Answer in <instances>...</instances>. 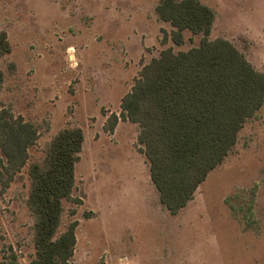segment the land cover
Masks as SVG:
<instances>
[{
	"label": "rangeland",
	"instance_id": "1",
	"mask_svg": "<svg viewBox=\"0 0 264 264\" xmlns=\"http://www.w3.org/2000/svg\"><path fill=\"white\" fill-rule=\"evenodd\" d=\"M202 1L216 12L208 37L228 39L264 72V0ZM159 2L0 0V30L12 44L0 55V103L43 124L29 161L43 158L59 129L84 130L59 229L78 220L73 264H264V104L176 214L151 180L140 125L120 117L112 132L104 128L146 63L203 37L185 30L183 43H174ZM28 191V164L6 190L0 186V260L10 245L21 264L34 255Z\"/></svg>",
	"mask_w": 264,
	"mask_h": 264
},
{
	"label": "trees",
	"instance_id": "2",
	"mask_svg": "<svg viewBox=\"0 0 264 264\" xmlns=\"http://www.w3.org/2000/svg\"><path fill=\"white\" fill-rule=\"evenodd\" d=\"M156 11L174 27V43H183L185 30L203 37L188 50L167 47L146 63L122 97L120 115L111 113L104 128L112 132L120 117L140 125L138 141L151 180L162 204L176 214L229 154L244 123L263 106L264 72L228 39L208 37L216 12L202 0H160ZM11 51L7 32L0 30V55ZM9 68L16 71L15 62ZM4 82L5 71L0 69V92ZM42 125L0 103L1 191L28 164L26 205L33 219L34 255L25 264H73L78 220L59 229L64 200L72 198L76 187L85 134L78 125L63 127L46 143L43 158L29 161V147ZM1 253L0 264H21L11 245Z\"/></svg>",
	"mask_w": 264,
	"mask_h": 264
},
{
	"label": "crops",
	"instance_id": "3",
	"mask_svg": "<svg viewBox=\"0 0 264 264\" xmlns=\"http://www.w3.org/2000/svg\"><path fill=\"white\" fill-rule=\"evenodd\" d=\"M85 134V133H84ZM85 140H86V137H85ZM85 142V141H84ZM84 146V145H83Z\"/></svg>",
	"mask_w": 264,
	"mask_h": 264
}]
</instances>
